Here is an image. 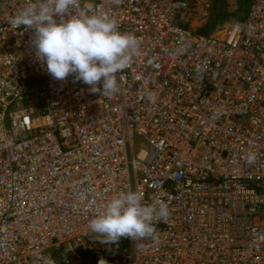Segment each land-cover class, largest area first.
<instances>
[{"label": "built area", "instance_id": "1", "mask_svg": "<svg viewBox=\"0 0 264 264\" xmlns=\"http://www.w3.org/2000/svg\"><path fill=\"white\" fill-rule=\"evenodd\" d=\"M29 2L0 0V264H264V0L209 35L188 21L212 0H80L140 41L111 97L48 74L10 23ZM127 191L170 216L101 245L89 220Z\"/></svg>", "mask_w": 264, "mask_h": 264}, {"label": "clouds", "instance_id": "2", "mask_svg": "<svg viewBox=\"0 0 264 264\" xmlns=\"http://www.w3.org/2000/svg\"><path fill=\"white\" fill-rule=\"evenodd\" d=\"M80 0H36L10 19L15 27L31 30V45L38 62L53 79L89 86L91 93L111 97L120 91L124 72L139 54L140 41L121 33L117 22L104 14H71ZM58 17L59 19H56ZM117 73H121L119 78ZM170 216L163 201L143 203L139 192L112 197L88 223L92 237L101 245H118L122 238L156 241L157 224ZM143 243H138L137 247ZM47 264H55L49 260ZM98 264H108L100 258Z\"/></svg>", "mask_w": 264, "mask_h": 264}, {"label": "trees", "instance_id": "3", "mask_svg": "<svg viewBox=\"0 0 264 264\" xmlns=\"http://www.w3.org/2000/svg\"><path fill=\"white\" fill-rule=\"evenodd\" d=\"M216 1L217 0H212L211 9L213 10V13L206 19L201 27L194 29L196 33H199L201 35H209L218 26L234 20H242L251 2V0H238L239 7H242V9L239 11L235 9L229 12L225 9H222V7H216ZM187 26L188 24H185V27ZM29 87H33L32 92L34 94L36 92V85L34 83H31L29 84ZM79 254L82 258V262L80 264H98L100 258H104L105 260H107L108 264H116L115 256L108 253L101 252L92 255L88 252L80 251Z\"/></svg>", "mask_w": 264, "mask_h": 264}, {"label": "rangeland", "instance_id": "4", "mask_svg": "<svg viewBox=\"0 0 264 264\" xmlns=\"http://www.w3.org/2000/svg\"><path fill=\"white\" fill-rule=\"evenodd\" d=\"M216 7H222V9H225L229 12L232 10L237 9L238 11L242 9V7H239L238 0H217L215 2ZM213 13L212 9L208 10L207 16L206 17H199L198 15H193L192 17L189 18L188 24L190 25L191 29H196L199 28L203 25V23L206 21V19ZM229 23V22H227ZM217 28V27H216ZM215 28V29H216ZM214 29V31H215ZM212 31L211 33H213ZM199 34V33H198ZM137 142V140H135ZM123 245L126 246V240L123 241Z\"/></svg>", "mask_w": 264, "mask_h": 264}]
</instances>
